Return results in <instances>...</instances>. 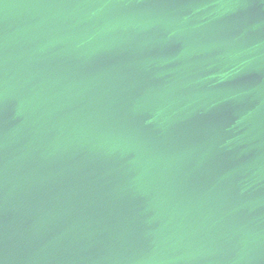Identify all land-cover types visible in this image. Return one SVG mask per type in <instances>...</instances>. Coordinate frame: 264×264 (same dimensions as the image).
I'll return each mask as SVG.
<instances>
[{
  "label": "water",
  "instance_id": "1",
  "mask_svg": "<svg viewBox=\"0 0 264 264\" xmlns=\"http://www.w3.org/2000/svg\"><path fill=\"white\" fill-rule=\"evenodd\" d=\"M0 264H264V0H0Z\"/></svg>",
  "mask_w": 264,
  "mask_h": 264
}]
</instances>
